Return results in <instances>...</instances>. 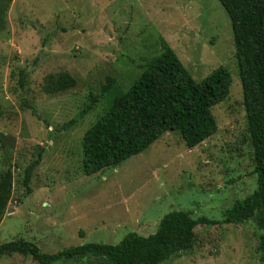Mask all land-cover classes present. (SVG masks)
<instances>
[{
  "label": "rangeland",
  "instance_id": "374dc122",
  "mask_svg": "<svg viewBox=\"0 0 264 264\" xmlns=\"http://www.w3.org/2000/svg\"><path fill=\"white\" fill-rule=\"evenodd\" d=\"M165 40L196 81L218 67L230 93L213 107L218 130L195 147L167 131L141 153L92 175L83 139L106 111L108 78L126 91ZM229 13L219 0H11L0 29V173L15 189L0 223V244L24 238L55 253L86 242L118 243L130 231L154 233L174 210L222 221L258 186ZM69 72L73 87L48 93L49 74ZM23 79V85L21 84ZM98 97L94 108L68 128ZM30 183L20 174L33 164ZM188 251L160 264H264L261 230L243 223H201ZM0 264H40L15 252ZM54 264H97L94 258Z\"/></svg>",
  "mask_w": 264,
  "mask_h": 264
},
{
  "label": "trees",
  "instance_id": "16d2710c",
  "mask_svg": "<svg viewBox=\"0 0 264 264\" xmlns=\"http://www.w3.org/2000/svg\"><path fill=\"white\" fill-rule=\"evenodd\" d=\"M232 20L248 130L256 160L258 186L224 211L222 221L206 216L193 217L185 210L165 214L154 233L128 232L118 243L86 242L55 253L44 252L33 241L20 238L0 244V257L15 252L31 255L40 264L60 260L94 258L97 264H160L188 251L196 242L195 228L201 223H243L253 219L262 231L258 248L264 259V0H219ZM11 0H0V29L5 27ZM76 79L67 71L47 76L48 93L73 87ZM232 76L226 67H218L198 82L176 51L163 40L159 54L143 65L141 74L126 91H120L115 78H108L101 96L109 94L106 111L88 128L83 139V170L92 175L117 166L147 149L167 131L178 132L186 145L195 147L218 130L213 107L230 93ZM23 85V79H21ZM98 97L77 116L65 123L77 124L91 111ZM33 164L20 174L30 183ZM15 189L11 168L0 173V223Z\"/></svg>",
  "mask_w": 264,
  "mask_h": 264
}]
</instances>
